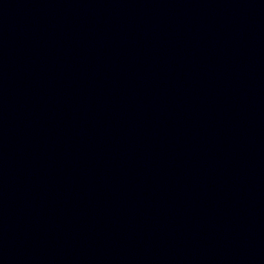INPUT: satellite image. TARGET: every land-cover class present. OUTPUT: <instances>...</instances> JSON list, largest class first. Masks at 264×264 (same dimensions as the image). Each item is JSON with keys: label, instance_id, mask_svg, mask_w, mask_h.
Listing matches in <instances>:
<instances>
[{"label": "water", "instance_id": "1", "mask_svg": "<svg viewBox=\"0 0 264 264\" xmlns=\"http://www.w3.org/2000/svg\"><path fill=\"white\" fill-rule=\"evenodd\" d=\"M0 264H264V0H0Z\"/></svg>", "mask_w": 264, "mask_h": 264}]
</instances>
